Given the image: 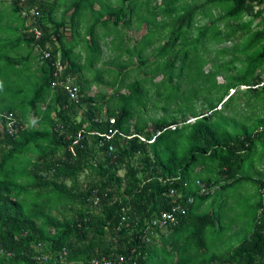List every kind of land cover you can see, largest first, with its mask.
Segmentation results:
<instances>
[{
	"label": "trees",
	"instance_id": "16d2710c",
	"mask_svg": "<svg viewBox=\"0 0 264 264\" xmlns=\"http://www.w3.org/2000/svg\"><path fill=\"white\" fill-rule=\"evenodd\" d=\"M255 3L0 0V18L10 19L8 6L20 29L34 10L41 32L19 37L23 56L0 48V115L13 114L20 128L9 135L0 118V264L121 256L126 264H264V221L217 250L230 226L214 206L202 212L242 182L264 189L249 174L253 157L264 161V86L253 87L264 71V9ZM225 44L209 58L211 45ZM57 61L64 68L55 76ZM94 85L111 91L91 94ZM197 182L216 190L200 193ZM173 206L181 207L176 225L152 229ZM38 243L55 255L65 249L64 261H36Z\"/></svg>",
	"mask_w": 264,
	"mask_h": 264
},
{
	"label": "crops",
	"instance_id": "0c3cea01",
	"mask_svg": "<svg viewBox=\"0 0 264 264\" xmlns=\"http://www.w3.org/2000/svg\"><path fill=\"white\" fill-rule=\"evenodd\" d=\"M3 6L6 8L3 9L2 12H6V15L9 14L7 13V11H9V7L6 5ZM8 17L10 18L9 15ZM66 18H68V16H66ZM0 19L2 21L0 22V30L4 29V32L1 34L3 38H0V48L3 49L4 52L8 53L13 58H17L20 55H25L22 53L18 54L21 50L26 51V46L18 44V39L20 40L19 37H22V32L24 31L25 27V24H23V26L19 27L20 29H18L17 22L22 21V17L18 18V20L15 19V23L13 22L11 25H9L11 18L6 19L5 16V18ZM10 31H12L14 35H16V37H13ZM64 35L68 37V39L71 38L69 31L64 32ZM80 50L81 48L79 46L76 52H79ZM81 52H79L80 54L78 55H81V58L83 59L85 53L83 56ZM37 65L38 64L35 59H32L29 63L31 69H35ZM258 156L259 155L253 157L255 159V161L253 162L256 169H250L249 174H251L255 179L261 178L264 181V161L259 163ZM248 187V183L242 182L238 186H236L234 190L231 189L226 194H221V196H218L217 199L213 198V200L210 199L208 201L210 202L212 200L210 204L211 208L214 206L215 208L220 210L221 218L223 217L224 224L230 226L229 229L231 230L228 229L225 237H248L253 233L255 224H259L260 220L264 221V189L262 191H258V189L252 188L254 192L248 193ZM238 195L241 196V198L239 199L245 200L241 210L237 209V206L228 208L230 206L229 202L233 201V199ZM219 198H223V200L220 201ZM230 212H234V215L232 217ZM239 217H242V220H240Z\"/></svg>",
	"mask_w": 264,
	"mask_h": 264
},
{
	"label": "built area",
	"instance_id": "2783aa9c",
	"mask_svg": "<svg viewBox=\"0 0 264 264\" xmlns=\"http://www.w3.org/2000/svg\"><path fill=\"white\" fill-rule=\"evenodd\" d=\"M256 4V3H255ZM255 9H264V0H259V3L255 5ZM36 37H39L41 32L35 28L30 30ZM43 58H48L49 57V52L48 51H43ZM55 72L54 75L57 76L60 74L64 68L63 64L60 61H57L55 64ZM264 86V71L260 75V81L256 86H253L254 88H260ZM63 88L66 91L67 95L73 99L75 102L78 101V88L74 86L69 80L66 81L63 84ZM249 87L247 86H241V89H247ZM0 118L5 124V129L8 132L9 135H15L19 131V126H18V121L14 117L13 114L7 113L0 115ZM113 122V120H111ZM200 186L199 192L200 193H205L207 194L208 192H213L216 190L214 189H209L207 188L204 184L198 183ZM170 195H174V191L171 189L170 190ZM191 199H189V202ZM181 213V207L180 206H173L169 211L162 212L156 219H154L151 222V227L153 229L157 228L158 230H164L168 227L174 226L177 223V216ZM155 231V230H154ZM146 241L149 242V237H146ZM34 250L37 251L35 259L36 261L40 263H47V262H62L64 261L67 251L65 249H62L60 253H57V255L52 254V253H47L43 249V245L41 243H38L34 246ZM134 252V251H132ZM130 260V258H126L124 256L118 257L116 260H111V259H100V260H93V264H126L127 261Z\"/></svg>",
	"mask_w": 264,
	"mask_h": 264
},
{
	"label": "rangeland",
	"instance_id": "374dc122",
	"mask_svg": "<svg viewBox=\"0 0 264 264\" xmlns=\"http://www.w3.org/2000/svg\"><path fill=\"white\" fill-rule=\"evenodd\" d=\"M186 2H189L190 0H185ZM33 18L31 19V18H28L27 20H26V22L24 23L25 24V27H24V31L22 32V34L24 35V33H26L28 30H32V29H35L36 28V26H34L33 25V23H34V19L36 18V17H34L35 16V14H36V12L33 10ZM9 16H10V18H11V20L13 21L14 20V16H12V14L10 15V13L8 14ZM1 20V19H0ZM248 20H250L249 18H247V17H244L243 18V22L245 23V22H247ZM257 21L258 20H255L254 22H253V24H252V29H255L256 27V23H257ZM6 22V21H5ZM82 26H85V24L84 25H82ZM83 30H84V28L82 29V33H83ZM40 31V30H39ZM4 32V29H1L0 30V38H3L2 36H1V34ZM11 32V34L13 35V37H16V35H14V33L12 32V31H10ZM143 33H145V30H144V28H142V29H139V30H136V29H132V30H129V31H125V36H126V38H130V39H133V40H136V39H138ZM229 46H231L230 44H225V45H222V46H213V45H211L210 46V54H209V58H213L214 56H215V53H216V50H219L221 47H229ZM104 51V50H103ZM214 51H215V53H214ZM20 53H22V54H26V51L25 50H21L18 54H20ZM107 53V52H106ZM81 54L84 56V53L83 52H81ZM108 56H106L105 55V53L103 52V57H105L104 58V60H110V59H112V56L114 55L113 53H112V51H111V53L108 51ZM84 59V58H83ZM85 61V59L84 60H82V62H84ZM102 67V65H101V63L100 64H98L97 66H96V68H101ZM210 68V65H208V66H206V68H205V70H208ZM11 75H13V74H11ZM161 79V77H158V78H156V81H158V80H160ZM218 82H220V83H222V82H224V77H223V75L221 74L220 76H218L217 77V79H216ZM241 90H243V89H241ZM94 91H98V92H102V91H107V92H110L111 90H110V88L109 87H105V88H102V86H99V85H94V86H92V88H91V94L94 92ZM233 93V91H231L230 92V94H232ZM220 94H221V89L220 88H218V89H216L214 92H212L211 93V95H210V97L209 98H211V100H214V99H216L218 96H220ZM243 101V100H242ZM201 105L202 104H200V103H198L197 105H196V107L199 109L200 107H201ZM152 115L153 114H155V115H157V116H159V115H162L163 114V112H162V110H157L156 112H150ZM262 146L261 147H259V151H261L262 150ZM249 189H248V193H250V192H254V190L252 189V188H250V187H248ZM216 198V197H215ZM239 198H241V196H236L234 199H233V201H230L229 202V207L228 208H232L233 206H237L236 208L237 209H240L241 210V208H242V206L244 205V202H245V200L244 199H239ZM213 200V199H212ZM212 200L210 201V202H208L206 205H204L203 206V208H202V212H206V211H208V210H210L211 209V202H212ZM231 213V217L234 215V212H230ZM239 219L240 220H242V217H239ZM226 226H228L227 224H226ZM225 225H223V228H227ZM241 227H242V224H241ZM239 240H240V238L239 237H231L230 239H226V241H224V242H222V243H219V244H217L216 246V248H217V250H227L228 248H230V244H232V245H234L235 243H237V242H239Z\"/></svg>",
	"mask_w": 264,
	"mask_h": 264
},
{
	"label": "clouds",
	"instance_id": "9594fccd",
	"mask_svg": "<svg viewBox=\"0 0 264 264\" xmlns=\"http://www.w3.org/2000/svg\"><path fill=\"white\" fill-rule=\"evenodd\" d=\"M36 52V51H35Z\"/></svg>",
	"mask_w": 264,
	"mask_h": 264
}]
</instances>
